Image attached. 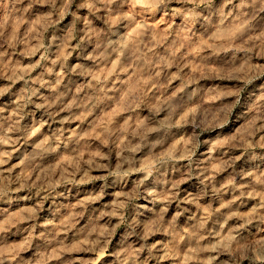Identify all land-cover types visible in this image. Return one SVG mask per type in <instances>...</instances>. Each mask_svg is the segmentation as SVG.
Segmentation results:
<instances>
[{"label": "rangeland", "instance_id": "1", "mask_svg": "<svg viewBox=\"0 0 264 264\" xmlns=\"http://www.w3.org/2000/svg\"><path fill=\"white\" fill-rule=\"evenodd\" d=\"M0 264H264V0H0Z\"/></svg>", "mask_w": 264, "mask_h": 264}]
</instances>
